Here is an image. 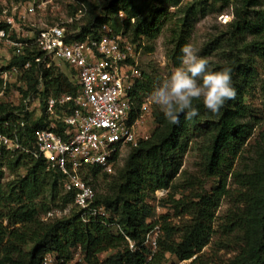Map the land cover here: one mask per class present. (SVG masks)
I'll return each instance as SVG.
<instances>
[{
	"label": "trees",
	"instance_id": "1",
	"mask_svg": "<svg viewBox=\"0 0 264 264\" xmlns=\"http://www.w3.org/2000/svg\"><path fill=\"white\" fill-rule=\"evenodd\" d=\"M82 1L85 2L83 22L72 26L73 31H79L77 39L96 38L99 29L109 25L137 48L147 42L149 51L154 52L157 40L168 31L167 57L173 68L180 66L181 48L191 41L198 21L215 13L222 14L224 6L231 7L234 19L228 25V39L220 36L209 41L202 55L209 57L220 52L224 62L216 64L213 70L233 68L237 96L215 115L199 101V116L191 121L181 116L179 125L170 123L155 109L151 137L129 150L124 165L115 174L109 175L98 168H89L83 174V179L92 186L100 174L106 178L107 191L98 193L95 189V205L109 213L108 226L98 222L85 225L81 211L74 206V193L63 190L65 176L49 169L44 158L34 156L35 135L42 119L34 121L33 114L27 113L23 119L25 125L19 124L17 128L23 150L14 155L0 149V167L6 163L16 174L7 185L0 182V264H43L48 254L69 264L77 248L85 253L82 264H167L168 257L180 263L197 264L214 238H217L215 246L234 254L218 264H264V183L248 189L243 207L228 211L224 222L218 229L215 227L216 215L228 191L229 174L247 149L256 128L248 115L246 97L255 88L257 69L254 59L243 56L240 51L251 48L264 58V41L258 39L264 37V0H193L186 4V0ZM120 13H124V20L119 19ZM243 36L256 40L239 49ZM30 57L29 50H25V55L15 63L23 64ZM34 74L32 69L28 74L30 82L34 81ZM142 74L132 95L134 117L141 114L152 89L163 80L154 68L142 70ZM69 75L76 82L58 68L46 71V91L52 89L54 96L63 93L76 96V71ZM48 79L52 80L48 82ZM14 110L10 103L0 101V124L6 121L17 124L19 117ZM72 110L73 106L68 112ZM0 128L9 134L13 132L12 127ZM192 151L201 158L200 177L189 176L184 170L186 157ZM258 161L264 172V153ZM210 180L216 184L208 191ZM196 186L199 189L187 196ZM159 190H168L169 197L163 204H170L177 217L190 219L178 227L168 221V216H162L159 247L153 253L144 242L147 234L160 223L150 222L154 209L148 204V198ZM53 207L63 211L71 207V211L62 218L43 221L39 211L48 214ZM114 228L118 229L116 234ZM128 238L137 244V252L129 249ZM108 250L114 254L100 259L99 255Z\"/></svg>",
	"mask_w": 264,
	"mask_h": 264
},
{
	"label": "built area",
	"instance_id": "2",
	"mask_svg": "<svg viewBox=\"0 0 264 264\" xmlns=\"http://www.w3.org/2000/svg\"><path fill=\"white\" fill-rule=\"evenodd\" d=\"M83 18L84 10H80L69 23H80ZM124 18V13H120L119 19ZM220 20L227 24L232 17L225 14ZM71 24H55L33 37L23 28L16 27L13 18L1 24L0 101L8 95L11 98L21 96L23 100L16 104L7 102L15 108L14 114L19 120L17 124L9 121L0 124L13 129L9 134L0 128V149L14 155L22 151L18 125H25L23 119L27 113L38 112L37 119L42 120L35 135L34 156L44 158L49 169L65 176L63 190L74 193V206L81 211L85 225L98 222L108 226L109 213L104 207L95 205L97 193L94 186L83 179V174L89 168L114 174L121 154L151 137L143 129L145 108L134 117L132 95L143 76L141 48L114 32L109 25L102 26L96 38L79 40L76 38L79 31H73ZM25 50L31 53L30 59L16 64L15 61L25 55ZM55 68L68 76L71 71H76V96L67 93L54 96L52 89L46 91L45 72ZM32 69H35V82H30L31 75H28ZM20 82V89L24 88L26 92L19 88L12 90L13 85L16 87ZM71 106L73 110L69 113ZM165 194L168 190L156 192L157 196ZM160 234V226H155L146 236L144 246L153 253L158 250ZM128 246L131 252L138 251L137 244L129 238ZM84 256L81 248L75 249L69 264H82ZM64 262L51 254L43 260V264Z\"/></svg>",
	"mask_w": 264,
	"mask_h": 264
},
{
	"label": "rangeland",
	"instance_id": "3",
	"mask_svg": "<svg viewBox=\"0 0 264 264\" xmlns=\"http://www.w3.org/2000/svg\"><path fill=\"white\" fill-rule=\"evenodd\" d=\"M88 1L92 3H100L103 0ZM192 1L193 0H186L185 4ZM83 2L84 1L82 0H4L3 2H0V25L5 24L7 19L13 18L16 27L23 28L30 37H33L37 34V32L55 24H71L69 23V20L73 16L74 12H79L80 10L85 11V2ZM223 9V15L229 14L231 15L232 19H234L231 7L224 6ZM222 14H212L204 19L199 20L196 24L190 43L199 49V54L202 57H205L202 55V50L209 41L220 36L223 40L228 39L229 37L230 28L228 25L232 20L227 24H224L220 20V16ZM72 26L70 27L71 29H73ZM168 37L169 32L165 31L164 34L157 40L154 52L149 51V44L147 42L144 43L143 47L141 48V69L147 71L154 68L162 76V79H166L168 75L175 69L170 65L167 57L166 42ZM258 39L260 41H264V37H260ZM255 40L256 39L252 36H243L242 40L239 41L241 45L239 49H245V46L248 45L244 44L252 43ZM240 53L245 57H251L254 59V66L257 69L255 88L251 90L246 97L248 115L250 116V119L252 118V120L256 123V128L254 130V135L248 143L247 149L240 156L235 164L234 169L229 174L228 191L223 198L221 207L219 208L216 215V229H218V226L224 222L225 215L228 213V211L231 209L237 210V208L243 207L244 199L247 196L248 189L252 188V186L258 183H264V172L260 170L261 168L259 167L258 161L259 156L264 153V58L252 51L251 48L240 51ZM205 58L210 61L212 68H214L216 64L224 62L220 52L219 54L217 52ZM70 78L76 82L74 76H70ZM21 84L22 82H20L16 87L14 84L12 90L18 88L20 89ZM20 90L26 92L24 88ZM1 99L5 102H13L15 104L23 100L21 96L11 98L10 95ZM144 108L143 115L145 123L143 129L151 134L155 128L154 110L159 108L149 103V100L146 101ZM61 112L62 111L58 112V116L61 114ZM39 115L40 114L38 112H35L33 114V120L35 121ZM128 153L129 149L125 150L121 154L116 169L124 165ZM200 167L201 158L199 153L194 151L190 152L186 157L184 170L188 172L189 176L200 177ZM21 174L24 175V172ZM14 178H16V174H13L9 170L6 163L0 167V182L3 185H7L10 181L14 180ZM91 180L93 181L94 178ZM105 180L106 178L104 174H100L97 177L96 182L93 181V185L98 193H105L107 191ZM215 184V180H210L207 184L208 191H210V189L214 187ZM198 189L199 186H196L191 191H188L187 196H191V192L194 190V192H196ZM168 197V194H165L164 196H157L155 193L148 198V204L154 209V214L151 216L150 222H159L160 224H157V226L162 228V216H168V221L172 222L175 226L181 227V225L190 218L188 216L177 217L176 212L171 208L170 204H163V201L167 200ZM178 198H181L180 194L178 195ZM70 211L71 207H68L64 211L60 208L53 207L51 213L48 214H45L44 211L40 210L39 216L42 217L43 221H48L62 218L69 214ZM5 225L8 226L7 221H5ZM116 228L113 229L115 234L118 232V229ZM216 241L217 238H214L211 245L204 249V252L202 253V260L197 264H218L219 261H227L234 256L233 253H230L231 250L215 246ZM78 249L79 248H77V250ZM113 254L114 251L108 250L101 253L99 257L103 260ZM168 258L167 264H192V261L180 263L175 258Z\"/></svg>",
	"mask_w": 264,
	"mask_h": 264
},
{
	"label": "clouds",
	"instance_id": "4",
	"mask_svg": "<svg viewBox=\"0 0 264 264\" xmlns=\"http://www.w3.org/2000/svg\"><path fill=\"white\" fill-rule=\"evenodd\" d=\"M181 53L180 66L154 86L148 97L149 103L174 125H179L181 116L188 121L198 117L199 101L215 115L237 96L232 67L213 70L210 61L190 42Z\"/></svg>",
	"mask_w": 264,
	"mask_h": 264
}]
</instances>
